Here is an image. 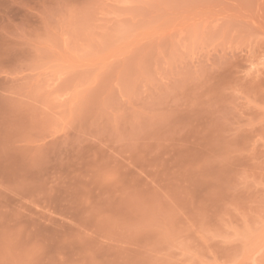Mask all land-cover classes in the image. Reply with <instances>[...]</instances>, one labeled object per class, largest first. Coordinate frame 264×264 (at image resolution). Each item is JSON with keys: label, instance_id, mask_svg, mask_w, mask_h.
Wrapping results in <instances>:
<instances>
[{"label": "rangeland", "instance_id": "rangeland-1", "mask_svg": "<svg viewBox=\"0 0 264 264\" xmlns=\"http://www.w3.org/2000/svg\"><path fill=\"white\" fill-rule=\"evenodd\" d=\"M0 264H264V0H0Z\"/></svg>", "mask_w": 264, "mask_h": 264}]
</instances>
